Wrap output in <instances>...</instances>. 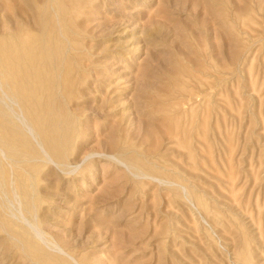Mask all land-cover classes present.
<instances>
[{
  "label": "rangeland",
  "instance_id": "rangeland-1",
  "mask_svg": "<svg viewBox=\"0 0 264 264\" xmlns=\"http://www.w3.org/2000/svg\"><path fill=\"white\" fill-rule=\"evenodd\" d=\"M0 39L55 83L41 148L8 115L0 264H264V0H0Z\"/></svg>",
  "mask_w": 264,
  "mask_h": 264
},
{
  "label": "bare ground",
  "instance_id": "bare-ground-1",
  "mask_svg": "<svg viewBox=\"0 0 264 264\" xmlns=\"http://www.w3.org/2000/svg\"><path fill=\"white\" fill-rule=\"evenodd\" d=\"M46 52L49 55L48 58L51 59V56H53L54 53L51 52V49L46 50ZM30 57H31V55L29 53L25 52V48L23 46H21L19 44L16 45L15 43H13V40L0 39V133H1L0 142L2 144L5 143L6 140L4 138L8 139L9 135L11 136L10 133H12L11 132L12 128L16 127L15 125L11 124L12 122L8 121L10 118L12 120V117L14 116L17 123L20 124V126L23 128V130H25L24 128H26L25 131L27 132V134L24 131L21 132L22 131V130H20L21 128L20 129L17 128L21 132V135L25 136V137H31V139H33V141L35 142L36 146L41 148V145L38 141L37 132L40 133V131H42L43 134L40 133V136L44 135V137H46L45 135L47 134V131L44 130L43 126L45 125L46 122L48 124V120L50 119L48 114L52 108V104H51L52 102L50 103V101L48 102V100H46L47 102L44 103L42 101L44 99L43 98V94H44L43 92L49 91V88H48V87H50L49 84L51 86H54L55 83L53 82V76L51 75V72L48 73L47 69L44 70V68H43L42 72L45 75L41 74L42 76L39 74L37 75V74L33 73L31 71V69H29V67L31 66L30 62H28V60H30ZM45 58H46V56H44V54H43V56L42 55L40 56V65L43 67L46 66L45 64L49 60L48 58H47L48 60H46ZM51 64H52V62H51ZM53 75H54V73H53ZM63 77L64 78H61V81H65V76H63ZM70 78H71V76H70ZM61 83L63 84V82H61ZM47 96H49L50 98L53 97L50 95V93H48ZM6 111L8 113H6ZM9 113H11L13 116L8 119ZM48 117H49V119H48ZM8 122H10V125ZM49 125L51 127L53 124L51 125V123H50ZM7 127L9 128L10 131L7 129V132H6ZM47 130H48V128H47ZM22 140H23V138H22ZM50 141H52V140H50ZM2 144H1V146H2ZM12 146L15 149H17L16 146H14V145H12ZM15 149L13 151H15ZM42 152H43L42 153L43 155H45L47 158H49L47 152H45L44 150H42ZM0 155L2 157H5V153L2 149H0ZM23 155H25V153H23ZM37 155L38 154H36V156ZM36 156L34 159L39 160V159H37ZM43 161H45V160H43ZM22 173L23 174H21V173L20 174L21 175L26 174V173L24 174V172H22ZM0 174L1 175L3 174L2 169L0 171ZM18 177H17V179H21L20 177L19 178ZM22 177H24V176H22ZM2 178H3V176H2ZM22 182H24V181H22ZM22 186L24 187L23 184L19 187H22ZM25 187H27L26 184H25ZM16 188H18V187H16ZM17 193H15V194H17ZM24 196H26V194ZM33 207H35V206H33ZM20 214L23 217L24 221L28 222L29 227H31V230L34 232V235H35L36 230H37L35 225L30 223L29 221H27L24 218V214L22 211L20 212ZM37 234H38V232H37Z\"/></svg>",
  "mask_w": 264,
  "mask_h": 264
}]
</instances>
